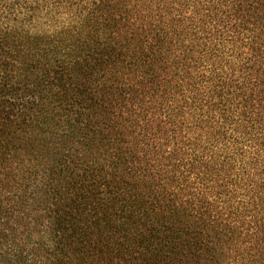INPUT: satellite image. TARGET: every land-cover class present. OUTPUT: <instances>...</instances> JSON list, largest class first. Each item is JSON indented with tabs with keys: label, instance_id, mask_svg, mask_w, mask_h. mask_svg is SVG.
I'll list each match as a JSON object with an SVG mask.
<instances>
[{
	"label": "trees",
	"instance_id": "obj_1",
	"mask_svg": "<svg viewBox=\"0 0 264 264\" xmlns=\"http://www.w3.org/2000/svg\"><path fill=\"white\" fill-rule=\"evenodd\" d=\"M0 264H264V0H0Z\"/></svg>",
	"mask_w": 264,
	"mask_h": 264
}]
</instances>
